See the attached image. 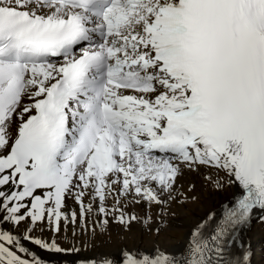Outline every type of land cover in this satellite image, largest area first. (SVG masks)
I'll list each match as a JSON object with an SVG mask.
<instances>
[{"label": "bare ground", "instance_id": "bare-ground-1", "mask_svg": "<svg viewBox=\"0 0 264 264\" xmlns=\"http://www.w3.org/2000/svg\"><path fill=\"white\" fill-rule=\"evenodd\" d=\"M173 1L150 0L131 17L120 36L112 37V44L126 50L116 53L113 63L133 58L151 62L145 36L138 29L157 12L154 3L163 7ZM0 3L23 6L41 17L64 12L61 6L27 0ZM69 59L41 66L0 113V159H13L20 125L36 111L53 75ZM6 68L0 66V72ZM144 72L154 76L156 89L148 94L121 92V99L131 103L130 110L171 107L172 100L180 99L175 94H181L180 89L161 91L152 65ZM149 137L148 131H139L128 140ZM116 143L114 134L102 128L94 143L95 155L73 168L72 179L57 194L53 188H43L15 199L22 188L19 172L14 165L0 172V264H264V249L259 254L253 249L264 248V208L255 211L254 220L231 228L216 245L214 241L220 208L239 193L246 177L244 160L227 153L209 160L197 144L191 147L193 162L129 152L123 158H110ZM122 146L127 150L130 144L126 141ZM36 156L31 151L28 161ZM113 161H118L117 166H112Z\"/></svg>", "mask_w": 264, "mask_h": 264}, {"label": "rangeland", "instance_id": "rangeland-1", "mask_svg": "<svg viewBox=\"0 0 264 264\" xmlns=\"http://www.w3.org/2000/svg\"><path fill=\"white\" fill-rule=\"evenodd\" d=\"M44 17H46V16H44ZM142 178H143V177H142ZM142 178H139V182H142V181L144 180V178H143V180H142ZM159 179H160V178H158V180H159ZM54 245L56 246L57 244L54 243ZM253 249H254V251H256V252L259 254V252L261 251V249H264V248H262V246H259V248L254 247Z\"/></svg>", "mask_w": 264, "mask_h": 264}]
</instances>
